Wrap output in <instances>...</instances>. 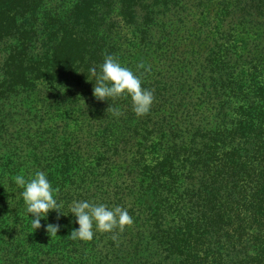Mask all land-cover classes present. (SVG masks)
<instances>
[{"label":"trees","instance_id":"obj_1","mask_svg":"<svg viewBox=\"0 0 264 264\" xmlns=\"http://www.w3.org/2000/svg\"><path fill=\"white\" fill-rule=\"evenodd\" d=\"M108 54L147 114L94 97ZM38 170L62 207L34 230ZM74 200L133 223L72 240ZM0 264H264V0H0Z\"/></svg>","mask_w":264,"mask_h":264},{"label":"clouds","instance_id":"obj_2","mask_svg":"<svg viewBox=\"0 0 264 264\" xmlns=\"http://www.w3.org/2000/svg\"><path fill=\"white\" fill-rule=\"evenodd\" d=\"M143 66V65H141ZM95 79L93 95L98 100H108L122 95L130 97L132 111L137 116L147 114L153 103L151 90L142 87V81L131 69L122 64L113 55H105L103 62L90 69ZM119 114L118 112L116 113ZM17 188L22 189L19 197L23 200L25 213L30 218L32 228L39 229L41 220L46 219L50 211L60 213L61 203L56 198L57 189L53 188L44 171H36L30 178L16 175L13 178ZM75 218L77 228L70 231L72 240L90 241L94 230L99 232L123 231L133 223L127 208L116 205L109 207L104 203H90L87 200H74L68 214ZM60 225L47 224L46 231L57 234Z\"/></svg>","mask_w":264,"mask_h":264}]
</instances>
